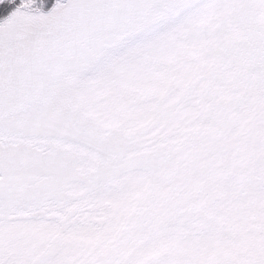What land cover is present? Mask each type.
I'll return each instance as SVG.
<instances>
[{"label": "snow or ice", "instance_id": "6c2138e0", "mask_svg": "<svg viewBox=\"0 0 264 264\" xmlns=\"http://www.w3.org/2000/svg\"><path fill=\"white\" fill-rule=\"evenodd\" d=\"M213 25L221 64L247 54L240 36L264 67V0H0V264H264V194L227 245L140 215L166 157L123 121L168 88L152 58L203 55Z\"/></svg>", "mask_w": 264, "mask_h": 264}, {"label": "rangeland", "instance_id": "374dc122", "mask_svg": "<svg viewBox=\"0 0 264 264\" xmlns=\"http://www.w3.org/2000/svg\"><path fill=\"white\" fill-rule=\"evenodd\" d=\"M217 28L212 26L203 55L173 51L152 58L153 74L157 80L167 75L168 88L138 96V114L123 126L145 132L166 157L156 178L157 199L145 206L142 220L152 219L154 207L167 208L173 231L195 224L193 241L227 245L264 194V67H257L256 44L240 36L232 39L246 44L247 54L221 64ZM173 85L179 89L174 95ZM186 93L193 102L178 107ZM161 103L170 119L156 115ZM145 112L152 115L145 119ZM135 238L144 247L150 234Z\"/></svg>", "mask_w": 264, "mask_h": 264}]
</instances>
